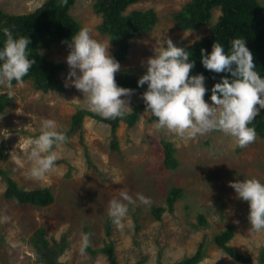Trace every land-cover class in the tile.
I'll return each mask as SVG.
<instances>
[{"label":"rangeland","instance_id":"obj_1","mask_svg":"<svg viewBox=\"0 0 264 264\" xmlns=\"http://www.w3.org/2000/svg\"><path fill=\"white\" fill-rule=\"evenodd\" d=\"M44 1L0 0V9L6 15H22ZM191 1L139 0L129 5L124 14L151 9L157 19L149 29L129 38V51L120 60L112 37L99 30L103 17L95 10L96 0H74L68 13L78 26L76 34L86 28L93 39L110 45V54L121 66L116 74L140 76L164 36L181 46L209 33L220 14L218 8L212 10L211 20L199 28L182 29L178 25L175 14ZM256 1L264 6V0ZM0 36L5 38L1 33ZM70 41L37 47L45 59L61 64L56 79L64 86ZM132 90L123 98L133 110L144 101L141 93ZM0 94L7 98L0 112V264H49L36 248L39 230L51 250L48 253L55 247L63 249L55 257L56 264H173L194 254L199 245L204 258L196 264H264V231L251 230L249 206L229 186L230 181L249 178L264 182V136L256 132L255 141L245 147L219 131L195 137L185 133L182 137L159 128L157 118L151 119L152 113L145 109L139 112L134 125L129 127L119 121L111 133L109 123L90 115H85L79 126H72V116L78 109L92 111L74 86L43 91L26 78L23 85L13 83L11 97L5 87H0ZM47 119L55 121L68 139L55 148L54 169L35 177L31 172L35 161L29 158L31 142L40 135L42 121ZM113 134L117 149L110 146ZM162 140L173 144L176 168L164 166ZM7 177L22 190L46 188L53 200L38 206L6 197ZM174 186L181 190L169 207L167 192ZM121 192L130 195L135 203L123 201L128 204L123 227L112 222L107 233L109 203L122 199ZM141 195L150 198V205L140 202ZM157 206L163 207L159 217L152 210ZM227 226L233 229L227 244L248 257L249 262L235 260L215 243L216 235ZM84 233L91 236L90 246L82 254ZM111 242L113 260L102 251L92 253Z\"/></svg>","mask_w":264,"mask_h":264},{"label":"clouds","instance_id":"obj_2","mask_svg":"<svg viewBox=\"0 0 264 264\" xmlns=\"http://www.w3.org/2000/svg\"><path fill=\"white\" fill-rule=\"evenodd\" d=\"M5 37L0 47V87L8 89L11 97L13 81L23 85L36 63L30 57V38L14 37L9 28L0 29ZM166 45V46H165ZM105 45L83 28L71 37L70 51L66 56L69 71L65 86H74L83 94L86 107L104 119L123 117L132 110L128 97L132 89L117 84L115 74L120 71V63ZM201 63L206 70L214 73H228L222 76L211 89L205 86L202 73L192 75L195 61L189 52L164 36L154 55L146 61V72L137 81L138 86L147 85L142 97L145 111L157 118V126L174 131L180 136L204 135L212 131L223 132L235 138L240 147H245L256 139L254 127L248 125L264 109V77L255 70L253 55L246 46L245 39L235 38L230 52L214 42L211 52L201 48ZM210 91V101L205 93ZM68 137L58 130L51 119L42 121L40 135L33 139L29 158L35 161L32 175L42 177L54 169L57 160L55 148L66 143ZM55 146V147H54ZM238 199L249 205L248 222L254 232L264 231V182L256 178L230 181ZM122 199L109 203L108 215L113 224L122 228V220L128 213V204L135 203L125 192ZM141 203L150 205V198L139 196ZM123 201H127L125 204ZM91 233H84L80 252L90 246Z\"/></svg>","mask_w":264,"mask_h":264},{"label":"trees","instance_id":"obj_3","mask_svg":"<svg viewBox=\"0 0 264 264\" xmlns=\"http://www.w3.org/2000/svg\"><path fill=\"white\" fill-rule=\"evenodd\" d=\"M74 0H45L38 8L30 13L22 15H6L0 9V29L7 27L12 31L14 37L28 36L30 38L29 52L30 57L34 58L36 63L30 69L28 75L23 79L31 78L36 88L43 91L49 89L65 90V86L58 79L56 73L61 64L54 63L45 59L38 51L39 44L49 47L53 43L69 42L78 30L75 20L68 13L69 7ZM139 0H96L94 6L97 12L102 14L103 20L99 30L109 34L113 42L116 44L115 55L117 59H123L129 51V38L138 31L147 30L156 21L153 10L132 11V13L124 14L126 8ZM218 8L220 14L214 25L210 27L208 34L194 40L187 45H181L189 52V58L195 61V66L191 70L192 75L202 73L205 76V86L208 89L220 81L222 76L230 75L228 73H214L206 70L201 63V48L206 52H211L214 42H218L224 46L226 52H230L231 43L235 38L245 39L246 46L250 49L255 70L264 77V6L260 5L256 0H192L175 14L176 21L182 29H196L207 24L212 17V10ZM3 35V32L0 31ZM1 37V36H0ZM4 37V35H3ZM3 40L5 38H2ZM0 39V47L3 46ZM145 74V73H144ZM143 75V74H142ZM133 76L128 73L115 74L116 82L121 87L134 89L143 94L147 85L138 86L137 81L142 76ZM16 81H13L14 83ZM211 92L205 93V100H210ZM6 95L0 94V112L6 105ZM145 109V104L140 103L134 106L131 112H126L123 117L115 119H104L102 116L87 109L80 108L72 116V126H79L85 115L92 118L107 122L110 124L111 133L117 128L119 121H124L127 126L131 127L139 119V112ZM151 119L156 117L151 114ZM254 127L255 131L264 136V109H261L258 116L248 125ZM164 147V166L166 168H176L178 161L175 157V148L169 141L162 140ZM111 148L117 149L118 145L115 136L111 137ZM1 172V170H0ZM5 196L15 199L18 202L32 203L34 205L43 206L49 204L53 197L46 188H37L33 190H22L17 187L16 182L7 177ZM180 187H172L167 192L166 201L169 207L180 193ZM248 204V203H247ZM249 206V205H248ZM156 216H160L163 211L162 206L153 207ZM200 223L204 224V218L199 217ZM112 224L111 218H108L106 224V232H110ZM233 229L227 226L225 230L218 233L214 238L218 247L223 249L230 257L240 262H249L248 257H244L234 247L229 246L227 241L231 238ZM38 244L36 248L43 253L44 261L49 264H56L55 257L62 250L55 247L54 252L48 253L47 241L41 236L37 238ZM202 245H199L196 252L191 256H184L182 259L173 264H196L204 258ZM51 251V250H50ZM102 251L108 255L111 260L114 258V249L112 242L106 244L100 249L92 250V253ZM47 252V253H45ZM262 257H264V246L262 248ZM113 264L114 261H112Z\"/></svg>","mask_w":264,"mask_h":264}]
</instances>
